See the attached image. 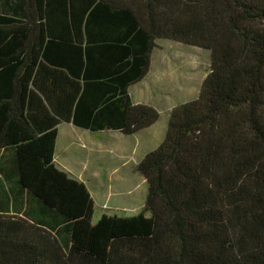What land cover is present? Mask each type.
Instances as JSON below:
<instances>
[{
    "label": "trees",
    "instance_id": "16d2710c",
    "mask_svg": "<svg viewBox=\"0 0 264 264\" xmlns=\"http://www.w3.org/2000/svg\"><path fill=\"white\" fill-rule=\"evenodd\" d=\"M0 3V151L19 186L0 184V264H264V0ZM160 39L208 51L210 71L137 166L141 213L92 224L88 190L54 164L58 126L155 124L127 92Z\"/></svg>",
    "mask_w": 264,
    "mask_h": 264
},
{
    "label": "rangeland",
    "instance_id": "374dc122",
    "mask_svg": "<svg viewBox=\"0 0 264 264\" xmlns=\"http://www.w3.org/2000/svg\"><path fill=\"white\" fill-rule=\"evenodd\" d=\"M159 43L158 49L153 53L151 74L147 79L153 96V100H148V102L158 108L157 110L161 114L157 126L153 131L143 132L137 137L120 135V137L114 138L112 147H125L123 153L120 149L114 153L106 152L103 149H94L93 151L97 155L93 154V156L86 158L85 166L88 165L91 172L99 176V180L104 182V186L108 184L105 186L104 202L99 199L102 191L98 190L97 187L91 188V185H95L93 179L86 175L82 177L88 183L86 187L88 192L91 191L92 194L94 192L95 198L98 199L94 201L95 209L91 218L92 224H96L102 215L124 218L137 216L141 213L148 186L144 178L137 173V166L143 156L155 150L163 140L170 110L184 103V101L193 100L199 92L203 79L207 77L210 71L209 63L211 62L208 51L179 43ZM77 132L85 134L86 141H90L92 138V134L88 131L77 130ZM78 145L84 150L88 148L83 144ZM65 149V140L61 134L57 146V155L60 156V153ZM61 159L58 157L57 161L63 163ZM65 161L66 166L71 168L64 170L77 180L78 174H80L77 172V165L70 164L69 159H65ZM58 169L63 171L59 166ZM113 171L114 174L109 177ZM97 185H99L98 181ZM146 217H150L149 212L146 213Z\"/></svg>",
    "mask_w": 264,
    "mask_h": 264
},
{
    "label": "crops",
    "instance_id": "0c3cea01",
    "mask_svg": "<svg viewBox=\"0 0 264 264\" xmlns=\"http://www.w3.org/2000/svg\"><path fill=\"white\" fill-rule=\"evenodd\" d=\"M24 11H25V8L23 7L22 10L19 11V14L21 15ZM0 13H1V11H0ZM3 13L9 14L10 11L4 10ZM21 16H23V15H21ZM159 42H162L164 44L169 43V42L170 43H177V42H172L171 40H166V39L157 40L156 46L152 49V52H151V62H152L154 51L156 49H158V46L160 44ZM179 44H182V43H179ZM151 62H150V66H149V70H148L147 75L145 77H143V79L140 82H136V83L132 84L128 88L127 94L129 95L130 99L132 100V102L134 104H137V105L148 104L146 106L153 107V109L156 110L159 114V118H158V121H159L161 114L157 110L158 108L153 106V104L151 102H148V100H153L152 99V97H153L152 91L149 88L148 82H147L148 81L147 79H148V77H150V74H151V66H152ZM199 90H200V88H199ZM198 94H199V92H198ZM190 101H192V100H190ZM185 103H187V102H185ZM169 115H170V113H169ZM168 121H169V118H168ZM168 121H167V125H168ZM157 122L155 124H152L150 127L139 131L138 133L136 132L135 134H133L131 136L137 137V136H140L143 132L153 131L155 129V127L157 126ZM167 125H166V127H167ZM77 130L88 131V130L76 128V127H74V125H72L70 123H61L58 126V137H56L55 151L53 153L54 164L57 166V168L59 166L60 169H62L64 172H66L64 169L71 168L69 166H66V164H65L66 163L65 159H69L70 160L69 163L72 164L73 166L77 165L76 166V167H78L77 172H80V174H78L77 181L84 183L85 187H87L88 183L82 179L83 175H86L88 178L93 179V181L95 182V185H91V188L95 189L97 187L98 190L102 191V193H100L101 196L99 199L104 201L105 199H104L103 195L105 193V186H108V184H106L104 186V182L102 180L101 181L99 180V176L93 174L94 172H91V168H89L88 165L85 166L86 165L85 161H86V158L88 156H93V154H95V152L93 151L94 149H98V150L103 149L109 153L117 152L120 149V151L123 153L125 151L124 150L125 147L124 148H122V147L120 148V146L119 147H115V146L112 147V144H113L112 140L114 138L116 139L117 137H120V135L121 136H125V135H122L119 131H112V130H106L105 131L104 130V131L97 132V133H90V134H92V138H90V141H86L85 140V138H86L85 134L83 135L81 132H77ZM88 132H90V131H88ZM61 134L63 135V138L65 140L66 149L62 153H60V156H59V155H57V146H58V141H59V137ZM114 134H116V135H114ZM115 139H114V141H115ZM98 140H101V141H98ZM78 144H83L85 146H88V148H86L87 150L80 148ZM95 155H97V154H95ZM58 157L62 158L61 160L63 163H60L57 161ZM86 171H88V172H86ZM66 173L70 176V174L68 172H66ZM92 174H93V176H92ZM113 174H114V171L109 174V177L112 176ZM7 176H10L12 178V183L7 182V180H5V179H8ZM70 177H72V176H70ZM72 179H74V178H72ZM97 181H98L99 185H97ZM17 183H18V175H17V171L15 169L13 152L11 149L2 150V151H0V184L4 186V188H5L4 190H7L8 185L10 187L16 186L19 188ZM89 192H90V196L92 197V199L94 201L98 200L97 198H95L94 192H93V194L91 191H89ZM9 208L12 211V209H13L12 206H10ZM94 209H95V204H94ZM93 214H94V212H93Z\"/></svg>",
    "mask_w": 264,
    "mask_h": 264
}]
</instances>
